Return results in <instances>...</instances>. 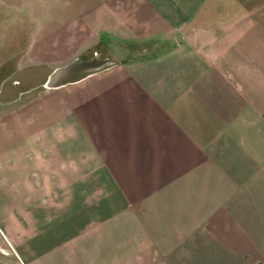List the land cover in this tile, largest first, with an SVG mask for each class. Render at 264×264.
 <instances>
[{"label":"crops","instance_id":"0c3cea01","mask_svg":"<svg viewBox=\"0 0 264 264\" xmlns=\"http://www.w3.org/2000/svg\"><path fill=\"white\" fill-rule=\"evenodd\" d=\"M88 50L0 107V264H264V0H0V94Z\"/></svg>","mask_w":264,"mask_h":264},{"label":"rangeland","instance_id":"374dc122","mask_svg":"<svg viewBox=\"0 0 264 264\" xmlns=\"http://www.w3.org/2000/svg\"><path fill=\"white\" fill-rule=\"evenodd\" d=\"M135 44H132L131 47L135 48ZM131 48V49H132ZM129 50L128 53L129 55H133L136 54L137 51L135 49ZM93 52H95L94 50L91 51H85L82 53V55H77L74 57H80V58H88L90 57ZM104 52V51H103ZM119 51H110L111 57L113 58V60H115L114 58H116V54ZM123 53L125 54V52L123 51ZM73 56L66 59L65 61H63L62 63L67 62L68 60H70L71 58H74ZM61 63V64H62ZM59 63L55 64V65H41L39 67H35L33 68L32 71V78L28 77L26 79L20 80L18 82H13V83H9L7 86L3 85L2 86V92L3 94H0L2 98H0V103L3 105H1L0 107H5L6 104H9V98L10 97H6V96H15V95H19L21 91L27 92V94H36L37 92H39L40 90H42L44 87L41 86V82L45 76V74L50 71L54 66L58 65ZM5 89V90H4ZM22 93V94H23ZM20 94V95H22ZM13 100V99H11ZM10 154H13V152L9 153L6 152L4 153L3 156H9ZM4 158V157H3ZM1 158V160L3 159ZM0 160V161H1ZM4 166L3 169H1L0 171V186L3 185L5 187H8L9 184L12 182L13 178L11 176L12 172L10 169V165L11 162H3L2 164ZM12 217H15V209H13V205L10 203V193L8 190H1L0 188V234L1 233H5L8 234L9 233V223L12 219Z\"/></svg>","mask_w":264,"mask_h":264},{"label":"water","instance_id":"95a60500","mask_svg":"<svg viewBox=\"0 0 264 264\" xmlns=\"http://www.w3.org/2000/svg\"><path fill=\"white\" fill-rule=\"evenodd\" d=\"M111 64H113V61L109 57H101L96 52L88 58L74 57L48 71L41 82V86L53 88L71 83L107 68Z\"/></svg>","mask_w":264,"mask_h":264}]
</instances>
